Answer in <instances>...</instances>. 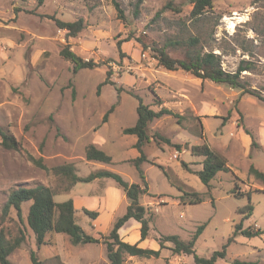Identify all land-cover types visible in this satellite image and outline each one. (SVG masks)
Listing matches in <instances>:
<instances>
[{
	"label": "rangeland",
	"instance_id": "obj_1",
	"mask_svg": "<svg viewBox=\"0 0 264 264\" xmlns=\"http://www.w3.org/2000/svg\"><path fill=\"white\" fill-rule=\"evenodd\" d=\"M116 1L125 13L124 18L119 17L114 0H45L42 5L38 0H0V126L20 142L19 149L6 148L0 137L2 227L11 237L25 227L15 210L1 220L9 193L19 184L49 185L56 192V201L66 200L70 190L65 187L70 181L54 174L51 168L74 163L80 176L98 170L94 163L86 164V148L95 141H102L103 150L117 161L111 165L112 170L128 181L133 178L141 182L131 161L141 154L133 144L136 136L123 133L138 119L139 95L155 110L166 107L173 111L150 124L153 139L143 146L144 152L159 163L144 164L150 196H162L168 202L162 206L163 215L171 220L168 227L178 230L183 238H191L192 230L205 224L196 241V253L209 257L223 249L236 223L241 221L239 210L249 203L246 183L250 180L243 176L237 179L232 171H226L221 178L215 177L209 192L196 174L203 167V157L192 155L190 146L207 142L234 162L236 152L241 150V133L249 132L260 142L261 131L264 133V0H214L212 11L200 19L190 16L191 0H144L139 13L136 0ZM232 17L238 18L230 28L228 18ZM80 18L85 27L77 36H69L66 29L56 24V19ZM192 37L200 39L199 49L220 53L226 70L235 71L242 61L251 62L253 71H244L242 75L263 98L182 69L170 71L158 63L152 50L154 45L166 46L173 57L185 58ZM119 43L123 57L119 55ZM65 45L98 65L74 72V63L60 54ZM108 72L114 83L104 84L99 91ZM112 106L104 122L103 117ZM161 136L171 139L172 144ZM251 146L254 154L262 153L260 170L264 171V144ZM183 149L187 151L174 156ZM38 158H43L49 169L36 164L33 159ZM251 162L243 157L236 165L245 171ZM252 175L261 187H251L255 212L244 224H257L264 230V178ZM234 181L244 196L232 192ZM94 183L79 185L88 189L95 187ZM183 191L197 192L203 201L188 204L187 208L177 206L175 201H179ZM28 207L29 203H25V214ZM77 220L89 230L88 224ZM60 243L63 244L62 237ZM31 245L29 234L10 260L15 264H33L29 256ZM71 247L81 259L80 264L107 257L99 243ZM48 249L54 250L52 246ZM50 250H44V256ZM234 259L264 264V233L253 237L237 235L227 246L226 257L217 261L231 263ZM40 264L62 263L57 258Z\"/></svg>",
	"mask_w": 264,
	"mask_h": 264
},
{
	"label": "trees",
	"instance_id": "obj_2",
	"mask_svg": "<svg viewBox=\"0 0 264 264\" xmlns=\"http://www.w3.org/2000/svg\"><path fill=\"white\" fill-rule=\"evenodd\" d=\"M45 0H38V4L42 5ZM214 0H191L193 9L190 16L192 19H200L203 16L210 13L213 9ZM117 10L119 11V17L124 18L125 13L121 9L120 4L114 0ZM144 0H136V13H139V7ZM56 24L62 29L68 31L69 36H77L81 32L85 25L82 18L75 21H63L56 19ZM200 39L198 37H192L187 46V52L185 58L173 57L166 49V46L154 45L152 50L155 52L154 56L158 60V63L170 71L185 70L196 77L202 79H209L216 83H224L233 88H238L242 92L249 93L259 98H263L260 91L252 88L247 81L244 80L242 73L244 71H253V64L249 61H242L235 71L226 70L222 64V56L220 53H215L213 50L204 51L197 47ZM60 54L67 60L74 63V72L82 68H93L98 64L93 60H86L78 55L75 51L71 50L69 45H65ZM119 55L123 57L120 43H119ZM110 72L107 73L106 79L99 85L98 90L104 84L114 83L111 81ZM121 90V88H119ZM156 95L155 91H153ZM72 94L75 96L76 89L73 87ZM139 99V105L137 106L138 119L133 126H129L123 129L124 134H132L138 137V141L135 144L140 151V155L131 161L139 171L141 182H130L126 180L120 173L109 169H98L91 172L87 176H80L76 172L74 163H66L56 165L51 168L52 172L58 176H63L69 179L70 183L66 190H71L73 186L78 182H91L96 178H112L117 184L124 190L128 197L130 204L127 207L126 212L119 217L113 225L109 234H101L99 237L89 235L78 223L76 219L77 209L74 205L72 198L64 201H56V192L54 189L46 184L38 183L34 186L28 184H19L14 187L9 197L4 204L1 220H5L7 216L11 215L12 210H15L18 221L25 223V227L19 228L17 234L13 237L9 236L2 227L0 221V263L1 264H15L10 260V255L27 239L28 229H31L35 234L37 245H55V235L57 233L66 234L72 244H83L88 242L99 243L102 242L106 246L107 261L99 264H125L126 256H139V257H152L159 256L160 251L150 248H143L138 244H131L121 239L119 229L130 219L135 218L142 223V237L146 238L149 234L150 223L152 221V212L146 206L141 204L140 198L142 195L148 192V183L145 177L142 163L144 161H150L143 150V146L151 141V135L149 133L150 124L157 118L162 117L165 114H173V111L166 107H161L159 110L151 108L150 105L145 104L139 95H136ZM160 100V99H159ZM264 100V99H263ZM114 106L104 115L103 121L107 122L110 112H112ZM252 145L256 146L259 143L256 137L252 134ZM1 144L6 148L19 149L20 142L17 138L6 131L0 126ZM168 144H172L171 139L161 136ZM178 149H181L180 144H175ZM192 155L203 157L202 169L196 171V174L200 177L201 181L207 186L208 191L211 192L212 180L215 179L218 172L229 171L230 167L227 164V160L219 152L213 149L207 142L202 144H193L190 146ZM86 159L91 161H100L107 164L112 163V156L96 144L92 143L86 148ZM36 164L42 168L49 169L44 164L43 158L33 159ZM185 166H187L184 163ZM163 169L164 167L161 166ZM250 173L254 174L258 178H264V171L250 166ZM165 171V170H164ZM238 183H235V187L232 192L236 196H244V193L238 191ZM249 198V203L239 210L242 214V219L235 225L233 234L230 235L227 242L224 244L222 250L214 251L211 256L204 257L199 256L196 253V241L202 234L205 228V224L199 225L192 233V236L188 240H183L179 235H161L159 237L160 243L163 247L165 241H171L173 243L172 250L174 253L192 254L194 256V264H215L218 259L225 258L227 255V246L235 240L239 234L247 237H253L264 233L262 228H256L254 225L245 226L244 220L252 216L253 206L251 204V192L246 193ZM212 195V194H210ZM179 199L183 203H200L203 201V197L197 192H186L179 196ZM29 203L27 213L25 214L24 204ZM83 212L95 218L99 212L83 209ZM21 224V225H22ZM23 226V225H22ZM29 256L33 264H40L37 258L36 252L30 250ZM188 264V263H184ZM231 264H260L258 261H246L240 259H234Z\"/></svg>",
	"mask_w": 264,
	"mask_h": 264
},
{
	"label": "crops",
	"instance_id": "obj_3",
	"mask_svg": "<svg viewBox=\"0 0 264 264\" xmlns=\"http://www.w3.org/2000/svg\"><path fill=\"white\" fill-rule=\"evenodd\" d=\"M138 58H139V53H136L137 62H138ZM138 66L139 65H137V67ZM136 80H138V77H136ZM240 138H241V150L236 152V157L234 156L236 160L234 162L227 160V158L224 155H222L220 152L219 153L226 158L227 164L230 167L229 171H232L234 175L238 176L237 179L240 178L239 176L249 178L250 182L246 183V186H248L249 189L248 191H246V193L251 192V197H252L253 190H251V187L254 188V186L259 185L258 184L259 182L250 173V170H249L250 167L248 170L241 171L238 167V164L236 165V163H238L239 159L246 157V158H249L250 162L252 161L250 166L252 165V163H254L256 167H258L259 169H263V167L261 166L262 164H260L262 162V153L260 151L258 152L256 151V154L253 153L252 146H251L253 139L249 132L241 133ZM152 139L153 138H151V140ZM137 141H138V137L136 136V141L133 142V144L137 143ZM259 143L261 146L264 144L263 131H261ZM95 144L99 146L100 148L102 147V149L104 148L103 146L104 143L102 141H95ZM184 151L186 152L187 150H184V149L181 150L180 154H182ZM145 154L147 155L150 161H144L142 163V168H145L144 164L159 165L156 159L150 158L149 153L145 152ZM158 157L159 156L156 155V158ZM254 158H256L259 163H256ZM89 162L94 163V165H97V169H109V170L114 169L112 168L111 165L117 163V161L114 160V158H113L112 163L110 164L100 162V161H91V160H87L86 164H88ZM145 171H146V168H145ZM223 173H226V172L220 171L218 172L217 176L221 178V174ZM214 181L215 179L212 180V183ZM91 182H95L94 183L95 187L88 188V189L80 187L79 185L80 182L76 183L73 186V188L70 190V192L68 193L67 199L72 198L74 201V205L77 209L76 219L80 218V220L83 221V223L88 224L89 230L86 228V226H84V224L78 222L83 227V229L86 231V233L89 235L99 237L101 234L110 233V231L113 228L114 222L126 212L127 207L130 204V201L128 197L126 196V193L124 192V190L112 178H96L92 180ZM130 182H140V181L132 178ZM235 183L236 182L234 181V184ZM259 186L261 187V185ZM150 193L151 192L148 188V192L144 196L142 195L140 198L141 204H143L148 209H150V211L153 214L152 221L150 223V230H149L148 236L146 238L142 237V231H141L142 223L135 218H130L119 229V234L123 241L129 242L131 244L136 243L143 248L159 250L160 255L157 257L156 256H152V257L128 256L127 260H125V264H127V262H132L133 264H184V263L194 264V256L192 254L174 253L172 250L173 243L171 241H165L162 247L160 240H159V237L161 235L176 234V235H179L181 239L183 240H188L190 236L189 238H183L178 233V230H173L170 227H168V225H170L171 223V220L166 215H163L164 208L162 207L163 204H167L168 202L164 200L162 196L151 197ZM175 204L177 206H182V207L187 208L188 204H192V203H183V202H180V199H179V201H175ZM84 208H87L89 210L98 211L99 214L97 217L91 218L90 216H88L87 214L83 212ZM254 212H255V207H253L252 215ZM183 214L184 212H182V215ZM177 225L179 229H182L181 224L177 223ZM254 226L261 228L257 224H255ZM195 230H196V227L192 230V232H194ZM31 232L32 230L28 229L27 238L29 237V234H30L31 240H32L31 248L37 253L38 260L40 261L49 260V259L57 260V258H59L62 264H80L79 262H81V259L76 256L77 253H74V250L71 247L72 242L70 241V238L66 234L57 233L55 235V240H56L55 245L46 244V245H41L39 247L37 245L36 237L33 239ZM60 237H62L63 239V244H62L63 249L61 248L62 245L60 243ZM99 244L106 251L105 244L102 242H99ZM48 246H52L54 250L52 251L48 249ZM18 249L19 248H17V250ZM44 250H50V251H47L48 252L47 256H44L43 254ZM40 254L42 255V259H39ZM107 260H108L107 257L103 256V258H101V261L94 262L93 260L92 264H99ZM215 264H220V263H218L217 261ZM221 264H231V263L224 262Z\"/></svg>",
	"mask_w": 264,
	"mask_h": 264
},
{
	"label": "bare ground",
	"instance_id": "obj_4",
	"mask_svg": "<svg viewBox=\"0 0 264 264\" xmlns=\"http://www.w3.org/2000/svg\"><path fill=\"white\" fill-rule=\"evenodd\" d=\"M235 15V14H234ZM236 15H237V12H236ZM235 15V16H236ZM238 18V17H232V18H228L230 20V28L231 26H235V19ZM240 19V18H239ZM241 20V19H240Z\"/></svg>",
	"mask_w": 264,
	"mask_h": 264
},
{
	"label": "built area",
	"instance_id": "obj_5",
	"mask_svg": "<svg viewBox=\"0 0 264 264\" xmlns=\"http://www.w3.org/2000/svg\"><path fill=\"white\" fill-rule=\"evenodd\" d=\"M179 154H180V152H176L174 156L178 157Z\"/></svg>",
	"mask_w": 264,
	"mask_h": 264
}]
</instances>
